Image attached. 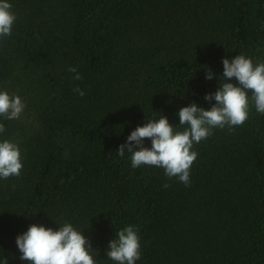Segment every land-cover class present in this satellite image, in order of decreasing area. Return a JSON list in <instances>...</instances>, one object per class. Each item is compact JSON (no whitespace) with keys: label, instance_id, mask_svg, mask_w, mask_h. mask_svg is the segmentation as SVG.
<instances>
[{"label":"trees","instance_id":"1","mask_svg":"<svg viewBox=\"0 0 264 264\" xmlns=\"http://www.w3.org/2000/svg\"><path fill=\"white\" fill-rule=\"evenodd\" d=\"M9 3L17 20L0 38V90L26 107L0 116V141L16 142L23 163L0 178V264H29L16 237L64 222L83 230L98 264H118L106 249L128 225L139 228L136 264H264V114L254 105L243 125L194 144L189 186L117 152L146 120L164 115L182 131L180 108L210 109L224 58L264 62V0Z\"/></svg>","mask_w":264,"mask_h":264},{"label":"clouds","instance_id":"2","mask_svg":"<svg viewBox=\"0 0 264 264\" xmlns=\"http://www.w3.org/2000/svg\"><path fill=\"white\" fill-rule=\"evenodd\" d=\"M9 0H0V38L11 35L17 20ZM223 79L214 93L206 94L204 99L212 104L210 109L197 105L196 102L182 107L178 111L179 126L187 125L184 130H177L162 115L159 119L146 120L143 126H137L117 150L123 157L131 154V166H156L164 169V174L172 179L178 178L185 186L190 185L191 167L198 153L193 150L212 134L214 128L232 130L243 125L249 118L250 105H254L259 114H264V62H253L243 54L229 60L224 58ZM68 71L74 73V80H81L76 67ZM214 73L206 70L205 78L211 80ZM235 78L236 84L227 82ZM83 97L86 93L79 87L73 89ZM249 92L251 94L249 95ZM26 105L23 99L7 90H0V116L7 120L19 119ZM5 125L0 123V133ZM151 140V147H146L144 139ZM138 149V150H137ZM23 168L19 145L11 140L0 141V178L19 176ZM163 187H169L164 184ZM16 245L22 253L21 260L29 264H98L95 259L98 249H93L89 238L71 223L64 222L58 230L42 224H32L26 232L16 237ZM99 251V250H98ZM107 259L118 264H136L141 259L139 228L128 225L122 228L116 238L109 241L106 249ZM5 264H8L5 259Z\"/></svg>","mask_w":264,"mask_h":264}]
</instances>
